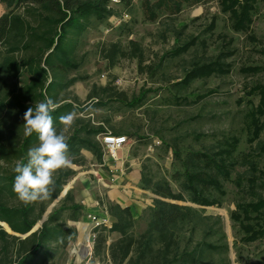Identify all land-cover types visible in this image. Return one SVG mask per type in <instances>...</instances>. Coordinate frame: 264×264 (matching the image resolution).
I'll return each instance as SVG.
<instances>
[{
    "label": "trees",
    "instance_id": "trees-1",
    "mask_svg": "<svg viewBox=\"0 0 264 264\" xmlns=\"http://www.w3.org/2000/svg\"><path fill=\"white\" fill-rule=\"evenodd\" d=\"M1 1L7 12L0 17V75L16 80L22 71H26L30 81L21 88L14 83L12 87L6 86V92L0 98V160L4 161L0 165V223L13 232L8 233L0 225V264H44L51 257L54 246L66 248L78 237L77 230L68 225L69 221H78L81 215V207L71 191L52 208L42 223L45 213L61 197L75 171L70 167L59 170L49 199L24 205L13 191V168L18 160L27 162L28 149L38 145V135L34 132L26 137L23 133L21 137L24 124L20 126L16 117L5 119L3 114L8 111L17 115L28 106L34 107L36 103L51 98L61 104L52 114L59 131L62 127L59 117L69 113L73 105L62 104L57 93L78 81L76 78L67 81L59 76V70L77 66L74 56L80 36L90 25L102 23L118 13L112 7L113 0ZM184 1L190 0H158L154 3L146 0L144 14L155 20L164 12L177 13ZM259 1L264 0H220V4L232 18L233 29L249 32ZM20 9H23L22 13L18 12ZM213 27L214 24L210 26ZM196 39L192 37L182 44L179 37L170 56L188 52ZM21 50L31 52L19 60L16 54ZM228 54L231 53L223 51L213 63L197 64L177 86L189 85L195 79L207 78L218 72L225 73L228 70L223 59ZM103 58L110 67L127 58L138 60L141 73L151 68L144 65V50L135 41H130L126 49L119 44H111L105 49ZM249 70L261 71L264 67ZM55 84L57 88H52ZM114 90L110 85L94 88L90 100L103 105L105 99H116L121 104L135 107L142 105L145 99L142 94L129 100L125 93ZM246 95L258 97V103L251 104L246 117L249 152L236 154L240 143L236 137H225L212 149L189 150L184 157L178 148L174 149L182 167L175 176L180 191L176 193L166 179L154 181L143 175L142 187L157 197L153 206L140 217L147 220L146 229L136 233L138 219L134 218L130 208L108 204L113 226L111 230H99L94 248L96 258L109 256L112 264H212L213 253L229 250L227 243L217 245L199 237L201 231L213 230L209 223L214 218L205 215L204 209L178 202L189 201L201 207L221 206L227 194L224 183L231 180V173L237 165L246 166L247 170L239 173L235 180L241 197L230 218L242 242L253 244L264 239V83L248 87ZM109 133L117 135L105 127L91 124L76 128L68 141L72 163L85 165V159L81 157L83 150L90 151L101 163L104 153L96 136ZM112 232L119 233L120 238L108 246ZM223 237H226L224 233ZM15 257L16 261L13 260ZM226 260L222 259L220 264H226Z\"/></svg>",
    "mask_w": 264,
    "mask_h": 264
},
{
    "label": "rangeland",
    "instance_id": "rangeland-1",
    "mask_svg": "<svg viewBox=\"0 0 264 264\" xmlns=\"http://www.w3.org/2000/svg\"><path fill=\"white\" fill-rule=\"evenodd\" d=\"M150 1L154 3L158 0ZM145 2L126 0L114 3L112 7L117 15L102 23L94 22L87 28L80 36L74 56L77 66L72 69L62 67L58 73L67 81L72 78L78 81L57 94L62 104H72L69 111L77 114L68 136L76 128L88 124L105 127L117 135L124 134L131 146V153L141 162L142 175L154 181L166 179L178 193L180 188L175 176L177 171H182V167L174 149L178 148L184 157L189 150L212 149L223 138L236 137L240 140L236 154L249 152L246 117L251 104L258 103V97H248L246 93L248 87L264 83V70H249L264 67V1L258 3L249 32L233 29L232 18L224 12L220 0L184 1L179 12H164L155 20H150L144 14ZM18 12L22 13L23 9ZM213 24L214 27L210 28ZM179 37L182 44L192 37H197V41L188 52L170 56ZM130 41L137 42L143 48L144 65L151 67L143 73L136 59L122 58L114 67H110L103 58L105 49L111 44H119L126 49ZM223 51L231 53L223 59L228 71L195 79L189 85L177 86L197 64L213 63ZM29 52L21 50L16 57L23 60ZM29 81L26 71H22L16 80L0 75V98L7 87H12V83L21 88ZM109 85L114 91L125 93L129 100L142 94L145 99L142 105L135 107L121 104L116 99H105L103 105L90 100L94 88ZM53 87L57 88V85ZM28 108L17 115L6 111L3 116L8 120L16 117L21 126ZM100 139V135L96 136L97 141L100 142ZM86 152L83 150L81 153L85 165L79 167L72 163L70 168L77 167V170L64 190L68 186V189L75 186L74 181L79 173L93 169L92 162L95 161L89 163L83 155ZM246 170V166L235 167L231 180L224 183L227 194L219 207L178 202L204 209L205 215L214 218L209 223L213 230L201 231L199 237L217 245L227 243L229 250L213 253L212 264H220L224 258L227 259L226 264H264V239L253 244L242 242L230 218L241 197L235 180L239 173ZM71 191L74 194L75 190ZM0 225L7 230L5 225ZM68 225L71 226L69 222ZM146 227L147 220L142 217L136 221L135 232L142 233ZM7 232L13 234L11 230ZM76 242L77 239L66 248L54 246L51 257L44 264H84L85 259L78 254L80 248L74 252ZM13 260L16 261V257Z\"/></svg>",
    "mask_w": 264,
    "mask_h": 264
},
{
    "label": "crops",
    "instance_id": "crops-1",
    "mask_svg": "<svg viewBox=\"0 0 264 264\" xmlns=\"http://www.w3.org/2000/svg\"><path fill=\"white\" fill-rule=\"evenodd\" d=\"M6 12L7 7L0 0V17ZM83 155L89 163L95 161L92 162L93 169L79 173L75 178L73 189H68V186L65 190L67 193L75 190L72 194L81 207L79 220L69 221V224L78 232L75 248L80 247L78 254L86 260L89 249L85 243L94 228L90 216H108V204H116L130 208L134 218L139 219L148 208L153 206L157 197L150 190L142 187V165L139 158L131 153V146L128 143L118 151L115 158L103 155L101 163L96 161L90 151ZM73 170L76 171L77 167ZM119 238V233H110L108 246ZM102 260L104 264H112L109 256Z\"/></svg>",
    "mask_w": 264,
    "mask_h": 264
},
{
    "label": "clouds",
    "instance_id": "clouds-1",
    "mask_svg": "<svg viewBox=\"0 0 264 264\" xmlns=\"http://www.w3.org/2000/svg\"><path fill=\"white\" fill-rule=\"evenodd\" d=\"M60 107L59 102L47 98L24 113V135L31 136L35 132L39 141L38 145L28 149L27 162L18 160L13 168V191L24 205L49 199L55 184L54 175L72 166L67 133L73 128L77 114L61 115L59 123L62 127L58 131L52 114ZM3 163L0 160V164Z\"/></svg>",
    "mask_w": 264,
    "mask_h": 264
},
{
    "label": "built area",
    "instance_id": "built-area-1",
    "mask_svg": "<svg viewBox=\"0 0 264 264\" xmlns=\"http://www.w3.org/2000/svg\"><path fill=\"white\" fill-rule=\"evenodd\" d=\"M114 3H118L119 0H113ZM100 142L103 147L104 155H108L115 158L118 151L121 150L128 142V138L124 135H113L111 133L101 136ZM92 222L94 223V228L87 239L85 246L89 249V256L85 260L84 264H104L103 261L94 256V248L96 245V240L99 234V230L112 229V221L108 216L98 217L90 216ZM80 247L74 249V252Z\"/></svg>",
    "mask_w": 264,
    "mask_h": 264
},
{
    "label": "water",
    "instance_id": "water-1",
    "mask_svg": "<svg viewBox=\"0 0 264 264\" xmlns=\"http://www.w3.org/2000/svg\"><path fill=\"white\" fill-rule=\"evenodd\" d=\"M67 194V190H64L63 191V193H62V195H61V197L51 206V208L49 209V211L47 212V214H46V216L44 217V219H43V221H42V223L44 222V221H46V219H47V216L51 213V211H52V208L65 196ZM41 223V224H42ZM35 230L36 229H34L31 233H33V232H35ZM30 233V234H31ZM29 234V235H30ZM29 235H27V236H29ZM27 236H25V237H27Z\"/></svg>",
    "mask_w": 264,
    "mask_h": 264
}]
</instances>
